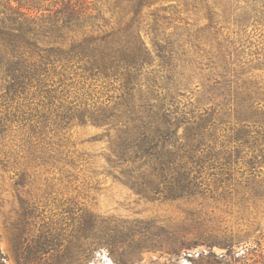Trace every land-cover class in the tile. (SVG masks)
<instances>
[{"label": "trees", "instance_id": "16d2710c", "mask_svg": "<svg viewBox=\"0 0 264 264\" xmlns=\"http://www.w3.org/2000/svg\"><path fill=\"white\" fill-rule=\"evenodd\" d=\"M102 2L0 0V170L24 262L87 264L97 242L131 258L204 246L196 264H264L259 242L236 252L200 210L173 233L155 222L102 228L85 214L66 234L63 219L41 215L31 178L72 176L71 133L84 126L107 140L103 172L139 193L264 204V52L249 50L252 33L264 36V0H105L107 19Z\"/></svg>", "mask_w": 264, "mask_h": 264}, {"label": "rangeland", "instance_id": "374dc122", "mask_svg": "<svg viewBox=\"0 0 264 264\" xmlns=\"http://www.w3.org/2000/svg\"><path fill=\"white\" fill-rule=\"evenodd\" d=\"M172 2H163L166 6ZM97 8L107 19L108 5L105 0ZM169 14L168 12L166 13ZM184 17V15H181ZM112 21V20H111ZM252 33L250 39L251 51L264 52V36ZM145 44L151 48V38L143 35ZM255 74L262 71L256 70ZM102 129L93 126L74 128L71 133L70 151H73L76 161L75 169H70L72 176L65 178L58 173H39L31 179V196L35 197L39 211L43 217L63 219L57 223V228L64 229L66 234L74 233L77 224L85 214L92 215L102 228L114 226H134L138 222H155L165 227L168 233L180 228L189 210H200L202 218L209 220L206 225L218 234H227L236 238L239 243L234 245L236 252H241L244 242L257 241L264 250V204L256 207L241 208L232 202L215 203L211 199L198 202L169 201L150 194L139 193L103 170L107 167L104 156L108 153L106 139L94 141L92 136L98 135ZM84 153V154H82ZM82 155V156H79ZM86 160V161H85ZM10 174L0 170V253L4 264H26L23 248L17 244V229L14 227L16 200ZM54 223V222H53ZM39 219L32 231L38 229ZM36 232V231H35ZM162 240H166L163 236ZM148 242V240H143ZM97 243V242H96ZM93 244L95 249L87 264H196V253L204 246L183 250L176 257L165 247L159 249H143L137 257H129L123 249L113 248L111 251L100 245ZM212 251L220 255L225 250L214 246ZM47 259V258H46ZM55 261V258L53 259ZM45 264L43 260L39 263Z\"/></svg>", "mask_w": 264, "mask_h": 264}]
</instances>
